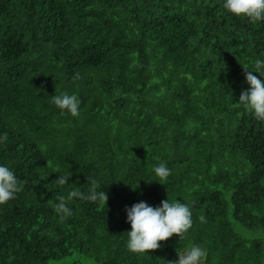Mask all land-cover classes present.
<instances>
[{
	"label": "trees",
	"instance_id": "trees-1",
	"mask_svg": "<svg viewBox=\"0 0 264 264\" xmlns=\"http://www.w3.org/2000/svg\"><path fill=\"white\" fill-rule=\"evenodd\" d=\"M225 3L0 0V165L23 182L0 205V264H171L189 245L203 264H264V121L238 103L264 20ZM63 93L79 116L52 103ZM90 178L107 203L73 198L61 220L57 197ZM166 200L191 229L130 252L126 209Z\"/></svg>",
	"mask_w": 264,
	"mask_h": 264
},
{
	"label": "clouds",
	"instance_id": "clouds-1",
	"mask_svg": "<svg viewBox=\"0 0 264 264\" xmlns=\"http://www.w3.org/2000/svg\"><path fill=\"white\" fill-rule=\"evenodd\" d=\"M224 7L235 16L247 17L253 23L264 20V0H226ZM253 68L252 71L244 68L246 81L250 88L241 93L238 103L252 110L257 120L264 121V81L253 74L259 73L261 77H264V60L256 59L253 62ZM78 78V75L74 77V79ZM52 103L61 110L62 115L65 114V111L73 117L80 114L81 102L75 94L55 95L52 97ZM7 138V133H4L0 137V142H6ZM154 172L162 182H166L171 175V170L164 163L156 166ZM70 176L71 174L59 175L55 182L60 186L66 185L69 183ZM87 182L90 185L87 194L71 190L66 196L57 197L58 203L54 205V211L61 220L72 215L68 202L73 198L93 203H107V194L104 191H97L100 187L98 181L90 178ZM21 191H23V182L17 180L9 167L0 165V205L14 199L16 194ZM126 212L127 220L131 224L127 248L132 253L143 254L156 251L160 248L161 242L169 240L174 235L183 238L193 224L190 207L178 201H162L161 206L156 208L145 202H140L130 209H126ZM199 219L201 222H205L204 216H200ZM206 257L205 249L189 245L185 252L178 255V260L171 264H203Z\"/></svg>",
	"mask_w": 264,
	"mask_h": 264
}]
</instances>
